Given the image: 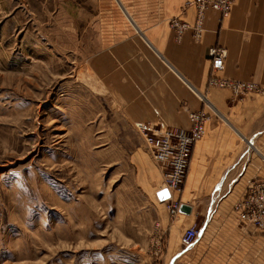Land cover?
Segmentation results:
<instances>
[{
    "label": "rangeland",
    "instance_id": "1",
    "mask_svg": "<svg viewBox=\"0 0 264 264\" xmlns=\"http://www.w3.org/2000/svg\"><path fill=\"white\" fill-rule=\"evenodd\" d=\"M71 4L0 0V264H161L162 172L91 75L93 41L65 39L96 12Z\"/></svg>",
    "mask_w": 264,
    "mask_h": 264
},
{
    "label": "crops",
    "instance_id": "2",
    "mask_svg": "<svg viewBox=\"0 0 264 264\" xmlns=\"http://www.w3.org/2000/svg\"><path fill=\"white\" fill-rule=\"evenodd\" d=\"M189 1L69 0L96 12L70 16L65 39H78L79 51L93 41L88 69L131 122L186 129L189 112L210 117L177 196L191 212L162 226L161 264H264V233L233 211L250 184L264 179V0H233L227 17L206 10L201 38L187 30L178 40L170 21L193 26ZM212 48L225 52L219 70L208 56ZM212 76L260 91L236 97L209 87ZM192 227L199 236L183 248L180 238Z\"/></svg>",
    "mask_w": 264,
    "mask_h": 264
},
{
    "label": "built area",
    "instance_id": "3",
    "mask_svg": "<svg viewBox=\"0 0 264 264\" xmlns=\"http://www.w3.org/2000/svg\"><path fill=\"white\" fill-rule=\"evenodd\" d=\"M233 0H192L185 6H194L196 19L193 26L172 21L171 25L176 30L178 39L181 35L191 30L193 38L197 41L201 38L203 31V14L206 10L219 13L221 17L230 14ZM208 56L212 60L213 70H219L225 57V52L220 49H209ZM209 87L229 89L234 96L238 97L247 93L259 92L260 89L245 82H233L210 77ZM209 115L203 111L188 113V128H165L160 125L147 123H135V129L146 148L149 150L153 160L158 164L163 175V186L160 190H166L169 198L165 200L167 214L171 219L180 215L179 208L182 205L177 196L181 193L191 150L195 143L200 141L204 135L205 124ZM241 223L254 227L264 233V179L253 181L247 188L244 197L234 207ZM199 236V230L195 228L186 229L180 243L184 248L191 247Z\"/></svg>",
    "mask_w": 264,
    "mask_h": 264
},
{
    "label": "water",
    "instance_id": "4",
    "mask_svg": "<svg viewBox=\"0 0 264 264\" xmlns=\"http://www.w3.org/2000/svg\"><path fill=\"white\" fill-rule=\"evenodd\" d=\"M157 199L160 202H164L169 198V194L166 190H161L156 193ZM191 212V208L187 205L182 204L179 208V213L183 215H189Z\"/></svg>",
    "mask_w": 264,
    "mask_h": 264
}]
</instances>
